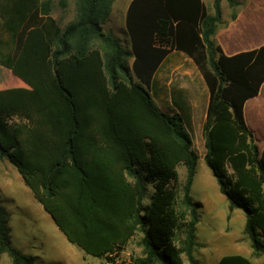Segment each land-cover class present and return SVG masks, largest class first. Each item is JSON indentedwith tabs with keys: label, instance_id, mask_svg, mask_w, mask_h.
Returning a JSON list of instances; mask_svg holds the SVG:
<instances>
[{
	"label": "trees",
	"instance_id": "trees-1",
	"mask_svg": "<svg viewBox=\"0 0 264 264\" xmlns=\"http://www.w3.org/2000/svg\"><path fill=\"white\" fill-rule=\"evenodd\" d=\"M222 1L207 12L201 0H131L134 81L119 40L101 26L111 0H76L77 18L64 29L51 0H0L15 44L12 53L0 52V65L33 92L25 104L0 94V161L85 255L125 264L119 256L139 232L141 256L127 264H201L193 256L201 205L190 195L197 155L180 116L162 112L149 90L171 50L193 60L208 90L203 160L227 202L226 220L239 209L251 257L264 254V145L242 112L264 83V44L223 53L213 39ZM9 218L0 204V256L36 264L12 245ZM217 264L252 263L227 255Z\"/></svg>",
	"mask_w": 264,
	"mask_h": 264
},
{
	"label": "rangeland",
	"instance_id": "rangeland-1",
	"mask_svg": "<svg viewBox=\"0 0 264 264\" xmlns=\"http://www.w3.org/2000/svg\"><path fill=\"white\" fill-rule=\"evenodd\" d=\"M204 1L209 7V12H211L213 0ZM234 1L237 4L233 8H230L225 0L222 1V14L230 15L232 12L238 14L241 18L240 28L245 29L248 26L249 30L253 32L254 47L263 45L264 0ZM51 2V15L57 20L61 29L76 20V0H51ZM115 32L118 33V30ZM0 40L3 43V40H6V34L1 30ZM0 48H4V44L0 43ZM132 79L135 81L133 77ZM188 83L192 102L193 100L196 101L194 111L200 113L205 97L203 85L193 78L188 80ZM254 129L256 130L253 134L257 145L260 147L264 144V125L258 123ZM194 148L197 162L190 195L196 203L201 205V208L199 209V222L195 231V241L198 247L194 248L193 256L201 264H212L213 259L209 255L212 248H226L235 241L238 243L246 242V238L242 234L245 216L240 213L241 220H234L231 227L227 221L224 222L222 216L226 215L227 212L226 201L219 193L216 181L204 163L203 138L199 134L194 139ZM12 168L6 161H0V204L10 216L9 227L12 245L25 255L34 258L36 264H104L103 259L87 256L79 248L66 241L49 215L33 198L23 181L21 179L20 181L16 180L12 170L16 175L19 174L14 167ZM177 172L181 184L185 176L184 167L179 166ZM148 192H151V188L148 189ZM147 202V199L143 200L144 204ZM212 214L215 216L213 219L211 218ZM140 236V233L137 232L131 239L119 256L120 262L127 264L130 259L141 256ZM184 263L187 264L185 260ZM0 264H10V259L6 254L0 256Z\"/></svg>",
	"mask_w": 264,
	"mask_h": 264
},
{
	"label": "crops",
	"instance_id": "crops-1",
	"mask_svg": "<svg viewBox=\"0 0 264 264\" xmlns=\"http://www.w3.org/2000/svg\"><path fill=\"white\" fill-rule=\"evenodd\" d=\"M130 1L131 0H111L110 12L101 26L104 31L110 32L119 40V43L125 53V65L131 71L132 77L136 80L132 73V65L134 62L132 42L126 29V12ZM201 1L208 12L209 7L207 3L204 0ZM240 20L241 18L238 14H236V18L232 20L231 14L223 15L221 12V23L217 25L213 39L215 40L216 44L220 46L226 56H232L237 53L246 52L256 48L254 47L255 39L253 32L249 30L248 26H246L245 29L240 28ZM0 30L6 34V40H3L4 43L0 40V43L4 44V48H0V52L3 54L12 53L14 51L15 44L11 34L3 27L1 20ZM115 30H118V33H116ZM191 78L203 85L205 97L200 113H196L194 111L196 101L193 100L192 102L190 97L188 80ZM263 86L264 83H262L260 86L256 96L245 101L242 109L244 120L252 132H255L256 129H254V127H256L258 123H262L264 125ZM149 90L153 101L162 112H165L169 115L178 114L180 116L183 128L189 135L192 149L195 151L194 139H196L197 134L201 136L202 125L205 120L208 102V90L193 60L182 51H169L157 65L156 70L152 74ZM0 94L10 99L13 103L20 102L25 104L30 102L33 92L24 82L15 77L9 69L0 65ZM14 119L16 121H20V118L18 117H15ZM22 122H27V119L23 118ZM263 145L260 147L258 146L259 149H261ZM204 153L205 150L202 153L203 156ZM6 163L8 162L6 161ZM8 165L10 164L8 163ZM10 167L12 168L13 166L10 165ZM12 171L16 180H22L20 175H16L14 170ZM240 213L242 212L239 209H235L232 211L229 220H226L227 212L226 215L222 217L224 222L226 223L227 221L231 227L234 220H241ZM214 217L215 216L212 214L211 218L213 219ZM246 242L238 243L235 241L231 243V246L226 248H212L209 251V255L211 259H213L212 264H217L221 257L227 255H240L249 259L252 264H261L264 261V254L257 258L251 257V249L247 240Z\"/></svg>",
	"mask_w": 264,
	"mask_h": 264
}]
</instances>
